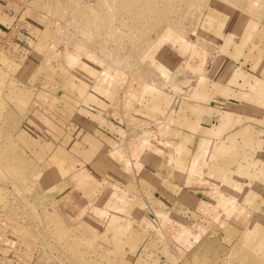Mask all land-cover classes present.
I'll return each instance as SVG.
<instances>
[{
	"label": "crops",
	"instance_id": "0c3cea01",
	"mask_svg": "<svg viewBox=\"0 0 264 264\" xmlns=\"http://www.w3.org/2000/svg\"><path fill=\"white\" fill-rule=\"evenodd\" d=\"M26 5L0 0V103L38 178L41 240L75 245L77 264H178L212 237L261 255L264 10L218 4L161 30L138 83L66 52ZM11 188L0 179V264H53Z\"/></svg>",
	"mask_w": 264,
	"mask_h": 264
},
{
	"label": "rangeland",
	"instance_id": "374dc122",
	"mask_svg": "<svg viewBox=\"0 0 264 264\" xmlns=\"http://www.w3.org/2000/svg\"><path fill=\"white\" fill-rule=\"evenodd\" d=\"M27 11L48 19L52 30L60 33L61 47L76 57L86 55L99 60L112 77L127 76L142 81L141 70L148 65L149 46L161 30L183 33L199 26L212 6L223 5L249 12L264 10V0H25ZM63 45V46H62ZM132 80V79H131ZM11 118L0 103V179L12 186L10 195L25 219L38 231L43 197L36 190L35 169L19 153L13 141ZM2 151L9 155L1 154ZM37 198L35 205L33 200ZM33 231V230H32ZM36 232V231H35ZM37 242L47 253L50 262L75 264L76 255H83L72 244L60 251L61 241H48L39 236ZM234 238H208L178 264H264L261 255ZM248 247V248H247ZM66 249V248H65ZM81 249V247H80ZM65 261V262H64ZM67 262V263H68ZM86 262V261H85ZM89 264H100L91 257ZM77 264V263H76ZM84 264H87L84 263Z\"/></svg>",
	"mask_w": 264,
	"mask_h": 264
}]
</instances>
